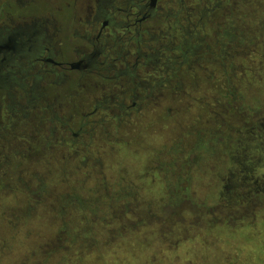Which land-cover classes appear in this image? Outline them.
Listing matches in <instances>:
<instances>
[{
  "label": "rangeland",
  "instance_id": "374dc122",
  "mask_svg": "<svg viewBox=\"0 0 264 264\" xmlns=\"http://www.w3.org/2000/svg\"><path fill=\"white\" fill-rule=\"evenodd\" d=\"M260 20L243 21L255 27ZM253 72L240 90L255 111L264 108V56ZM197 79L185 77L188 100L195 99L193 91L211 92ZM58 92L79 96L72 98L73 122L100 95L89 81ZM183 99L168 100L169 116L164 108L166 117L153 113L145 125L132 122L123 140L104 138L96 129L90 142L80 138L89 150L73 149L81 155L43 152L23 173L35 177L31 188L41 195L0 198V264H264V109L255 117L259 130L240 135L234 146L236 136L226 128L206 127L199 134L201 125L193 123L206 117L205 104ZM112 124L108 134L115 131ZM15 128L6 130L15 136L3 143L7 163H17L23 147L38 146L23 131V138L16 136ZM215 131L222 140L212 145ZM16 144L19 150L12 148ZM72 188L78 198L66 204Z\"/></svg>",
  "mask_w": 264,
  "mask_h": 264
},
{
  "label": "flooded vegetation",
  "instance_id": "af4514ba",
  "mask_svg": "<svg viewBox=\"0 0 264 264\" xmlns=\"http://www.w3.org/2000/svg\"><path fill=\"white\" fill-rule=\"evenodd\" d=\"M263 10L262 0H0V198L41 195L31 188L35 177L23 173L43 152L81 155L73 149L89 150L80 138L90 142L96 129L104 138L123 140L132 122L142 126L153 113L169 116L170 99L205 104L200 106L206 117L193 123L201 125L199 134L206 127L226 128L236 136L235 146L240 135L259 130L255 117L264 108L250 110L240 89H247V75L262 66ZM256 15L262 20L255 27L244 23ZM185 77L208 83L211 92L193 91L195 99L188 100ZM88 81L100 95L73 122L72 98L79 96L58 87ZM14 123L16 136L38 146L23 147L19 161L7 163L3 143L15 136L6 133ZM107 124L115 130L111 134ZM214 134L212 145L222 140L220 132ZM14 187L21 191L14 193ZM73 190L66 204L78 198Z\"/></svg>",
  "mask_w": 264,
  "mask_h": 264
},
{
  "label": "trees",
  "instance_id": "16d2710c",
  "mask_svg": "<svg viewBox=\"0 0 264 264\" xmlns=\"http://www.w3.org/2000/svg\"><path fill=\"white\" fill-rule=\"evenodd\" d=\"M59 246H69L66 243H61Z\"/></svg>",
  "mask_w": 264,
  "mask_h": 264
}]
</instances>
